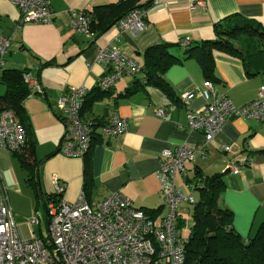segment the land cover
Masks as SVG:
<instances>
[{
  "label": "crops",
  "instance_id": "crops-1",
  "mask_svg": "<svg viewBox=\"0 0 264 264\" xmlns=\"http://www.w3.org/2000/svg\"><path fill=\"white\" fill-rule=\"evenodd\" d=\"M116 1L51 0L55 11L53 23L28 21L17 28L20 9L10 0H0V25L7 35L12 36L6 67L27 68V75L38 80L35 94L24 102L26 110L28 112L29 107L31 115L35 114L36 110L30 106L35 102L38 110L48 112L58 127L55 139L42 142L37 127L35 130L33 123L31 125L36 141V158L43 160L38 167L40 183L44 182L45 188L52 189L54 193V177L66 182L63 197L70 202L76 201L83 190L88 200L94 202L121 192L135 206L157 210L155 218L159 220L166 209L158 177L162 151L180 143L202 144L207 157L198 154L187 165V173L178 174L177 185L182 189L186 187L188 191L185 181L197 170L208 175L224 173L226 188L222 193V205L233 211L236 230L244 238L253 236L264 221V121L232 118L207 143L203 131L188 127V114L203 109L213 95L198 59L190 56L168 68L164 77L169 91L144 82L143 66L145 50L151 45L162 42L177 44L186 38L199 43L214 37L216 23L229 16L257 19L264 25V0H204L205 7H192L194 0H159L147 7V27L137 33L120 31L116 25L100 36L93 33L88 37L70 27L71 11L93 9L95 5ZM147 1L137 0L134 4ZM106 45L117 46L127 52L141 68L136 74L119 79L109 92L102 95L95 82L99 75L105 73L106 67L97 62L96 57L98 47ZM172 52L182 56L184 46L175 45ZM215 75V80L210 81L214 90L227 93L238 105L256 98L259 87L264 83V73L248 76L242 61L220 51L215 52ZM137 80L144 85L124 95ZM81 84L92 88L83 111L84 117L101 119L116 110L129 120V129L122 135L111 138L96 136L91 149V178L87 184L85 158L70 157L59 151L65 125L56 110L57 100L64 90ZM4 90L5 86L0 93ZM186 91H194V96L187 102L181 98ZM46 102L55 106L52 109L60 121L50 113ZM158 109H165L166 114L159 116ZM223 145H229L230 149L224 150ZM39 147H44V154H39ZM231 161L239 164L240 173L227 170ZM24 173L19 157L0 147L2 181L17 188L19 175L24 176ZM29 218L17 220L15 216L24 237L36 234ZM185 220L183 215L181 221Z\"/></svg>",
  "mask_w": 264,
  "mask_h": 264
},
{
  "label": "built area",
  "instance_id": "built-area-1",
  "mask_svg": "<svg viewBox=\"0 0 264 264\" xmlns=\"http://www.w3.org/2000/svg\"><path fill=\"white\" fill-rule=\"evenodd\" d=\"M20 9L17 28L23 22L53 23L55 11L51 0H10ZM159 0H154L158 2ZM205 7L204 0H194L192 7ZM148 8H136L128 12L117 23L120 31L137 33L147 27ZM92 16L87 8L71 11L70 27L88 37L92 36ZM190 39H183L187 46ZM12 36L0 25V76L6 67V55L10 51ZM97 62L106 67L99 75L95 87L112 89L119 79L136 74L139 62L117 46H100ZM32 94L38 87L33 75L26 76ZM213 95L205 107L188 114V127L203 131L205 141H212L232 118L264 121V83L256 98L238 105L227 95L217 93L210 81L207 83ZM92 88L87 84L69 86L60 95L56 110L65 125L59 151L70 157L85 158L97 135L111 138L126 133L129 120L113 110L101 119L83 116L86 96ZM194 91H186L181 98L187 102ZM157 114L164 116L165 109ZM27 145V131L16 112L0 110V147L20 154ZM229 150V145H223ZM207 157L204 145L180 143L162 151L158 177L161 184L163 205L166 208L159 220L146 209L135 206L121 192H115L99 202L89 201L85 190L74 202L64 199L66 182L54 177L55 199L47 203L48 235L32 234L24 237L19 231L11 206L9 193L0 177V264H185L188 235L182 232L180 221L183 215L180 206L197 202L195 192L201 179L187 177L188 191L177 185L179 173H187V165L197 155ZM227 170L238 174L239 164L231 161ZM30 225L43 222L40 212L28 219Z\"/></svg>",
  "mask_w": 264,
  "mask_h": 264
},
{
  "label": "trees",
  "instance_id": "trees-1",
  "mask_svg": "<svg viewBox=\"0 0 264 264\" xmlns=\"http://www.w3.org/2000/svg\"><path fill=\"white\" fill-rule=\"evenodd\" d=\"M137 0H118L108 4L95 5L87 10L92 16L91 31L100 36L116 26L118 21L128 12L136 8H147L154 0L145 4H134ZM216 35L203 39L201 42L190 40L184 46L182 56L172 52L175 43L162 42L151 45L145 50L144 82L152 83L169 91L164 77L168 68L176 62L195 56L211 82L215 80V52L220 51L242 61L246 74L254 76L264 73V25L261 21L243 16H229L215 25ZM93 35V34H92ZM27 68L5 67L0 76V84L5 86L0 93V110L12 109L23 122L27 131V145L24 152L17 155L27 170L28 180L33 185L37 196L42 194L45 204L55 199L56 194L44 195L39 179V165L43 160L36 158V141L33 129L25 107V100L32 95V90L26 82ZM142 85L140 80L129 87L124 95L137 91ZM98 91L104 95L108 90ZM89 95V93H88ZM85 106L87 104V97ZM85 156V183L91 178V149ZM190 178H200L201 184L196 191L199 199L193 205L191 231L188 235L187 257L185 264H264V221L257 232L244 238L234 227L233 211L222 205V193L226 188L224 173L212 175L197 170ZM40 201V199L38 200ZM145 209V208H144ZM155 216L157 210L146 209ZM186 220L180 221V225Z\"/></svg>",
  "mask_w": 264,
  "mask_h": 264
},
{
  "label": "rangeland",
  "instance_id": "rangeland-1",
  "mask_svg": "<svg viewBox=\"0 0 264 264\" xmlns=\"http://www.w3.org/2000/svg\"><path fill=\"white\" fill-rule=\"evenodd\" d=\"M3 89H4V86L0 84V91H2ZM31 97L33 96L30 95L28 98H31ZM34 103L35 102H33V105L30 104V106L31 108L33 106V110L34 109L36 110L35 114L32 113L33 115H31L30 109L28 107V112H29L28 116L31 119L30 120L31 125L33 123V128L35 130L37 127V133L39 134L42 142H46V140L55 139L58 134L57 124H55V121L53 119L49 118L48 112H42L41 110H38L36 104ZM46 106L48 107V110L50 111V113H52L54 117H56V119L60 121L52 109V108H55V106L54 105L50 106L48 102H46ZM33 118H34V122L32 121ZM60 133L62 134V128L60 129ZM61 134H60V137H61ZM43 148L44 147H39V154L45 153ZM20 175H19L20 182L17 183L16 185L17 188H13L14 186L12 187L11 185H9L8 183L4 181L5 186L9 189V198H10L12 209H14L16 219L25 220L26 218L35 215L39 211L42 214L43 222L40 228L38 226H35L36 234L39 236H42V234L44 236H47L48 235V228H47L48 214H47V206L45 204L43 196L42 194L37 196L33 185L28 180V174H27L26 169H25V173L23 174L24 176H20ZM42 181H43V178H42ZM40 182H41V177H40ZM41 188H42L41 191L43 192L44 195H50L53 192L51 191L52 189L47 190L45 188L44 182L41 183ZM183 188H184L183 190L187 192L186 187H183ZM194 195L196 199L198 200L199 194L197 191L195 192ZM39 199L40 201H38ZM193 209H194L193 205L188 207L187 204H182L180 206V210L183 213L184 217L186 218V224L183 223L182 225V232L185 235H189L191 231L190 223L192 220Z\"/></svg>",
  "mask_w": 264,
  "mask_h": 264
}]
</instances>
